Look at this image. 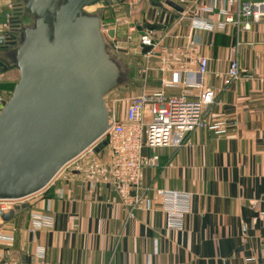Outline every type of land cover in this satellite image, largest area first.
I'll list each match as a JSON object with an SVG mask.
<instances>
[{"label":"crops","instance_id":"1","mask_svg":"<svg viewBox=\"0 0 264 264\" xmlns=\"http://www.w3.org/2000/svg\"><path fill=\"white\" fill-rule=\"evenodd\" d=\"M20 2L0 0V20L9 5ZM109 5L102 8L101 22ZM189 32L186 20L166 25V37L143 53L140 81L132 74L128 98L160 89L161 79L171 74L162 59L176 55L189 71L165 92L195 99L200 89L185 81L212 88L207 119L222 121L224 132L201 127L176 145L144 146L143 153L158 160L142 170L144 199L132 217L108 184L89 180L90 162L104 151L86 158L79 169L32 195L28 207L16 210L10 220L0 218V235L12 238L0 239V264H264V17L249 29L228 25L215 32L195 31L201 40L197 53L208 58L201 76L184 39L174 37ZM236 43L240 76L224 86L218 74L227 70ZM13 70L0 69L4 100ZM125 109L126 104H119L115 116L122 119ZM158 189L190 193L181 229L167 227ZM33 212L51 215L52 226L31 231Z\"/></svg>","mask_w":264,"mask_h":264},{"label":"water","instance_id":"2","mask_svg":"<svg viewBox=\"0 0 264 264\" xmlns=\"http://www.w3.org/2000/svg\"><path fill=\"white\" fill-rule=\"evenodd\" d=\"M108 1L21 0L25 19L17 38L0 42V69L18 72L0 108V200L41 191L110 127L107 98L132 85L133 65L102 32ZM93 5L98 8L89 11ZM150 5L162 8L161 0ZM105 144L102 139L95 150ZM26 207L0 211V218L8 221Z\"/></svg>","mask_w":264,"mask_h":264},{"label":"built area","instance_id":"3","mask_svg":"<svg viewBox=\"0 0 264 264\" xmlns=\"http://www.w3.org/2000/svg\"><path fill=\"white\" fill-rule=\"evenodd\" d=\"M169 2L182 7V11L174 9ZM161 3V10L151 6V9L160 12V14L163 11L164 15L162 19L159 18L158 13L153 12L150 15L152 21L147 26V32L140 37L141 50L144 46L149 47L147 51L142 50L144 54L149 53L156 42L154 39L155 31L165 29L169 23L179 25L186 20L190 32L187 35L176 33L174 37L184 39L200 76L207 72L208 58L197 53L201 40L195 31L215 32L226 28L228 25H233L237 29H249L252 22H257L264 17V0H161ZM9 7V13H6L0 20V42L13 40L14 34L12 32L15 28H19L20 31L21 22L19 15H16L15 12L18 13L19 10L17 9L23 11V5L22 3L19 6L11 4ZM215 15L219 18H214ZM170 16H173L172 21H169ZM101 29L115 49H124L125 53L127 52L130 36L123 35L116 39H109L102 23ZM166 35L167 33L164 34V37ZM238 44L236 43L232 48V58L227 70L218 74L224 86H228L240 76L237 58ZM175 56H164L162 59L165 69L168 64L171 66L168 65L171 72L170 78L163 77L161 79L162 87L151 92L143 91L130 97L122 119L117 118L115 109L111 108L113 112L112 123L103 137L85 149L79 156L66 163L51 182L64 179L73 170L79 169L86 158L95 159L98 152L104 151L102 157H97L98 161L90 162L92 173L89 180L93 183L108 184L126 207L128 216L132 217L134 210L139 208L144 199L141 190L142 170L146 166L156 165L158 160L156 155L144 154V146L156 148L176 145L188 133L201 127H207L215 133L224 132L225 126L222 121L211 122L207 119L210 105L214 102L212 88L203 87L200 82L189 83L185 81L187 87L200 89V94L195 99H188L184 94L168 95L165 92L166 87H174L180 83L181 73L189 71L185 62L175 58ZM3 101L4 98L0 96V106H2ZM102 139L106 141V144L96 151L95 147ZM157 193L163 198L167 227L181 229L184 215L189 210L190 193L166 189H158ZM31 196L23 199L0 200V211L8 212L28 201ZM52 224L51 215L43 212L31 213V231L44 226L50 227ZM0 239L11 240L12 238L0 235ZM37 251L38 254H41L43 248L38 247ZM262 255L264 257V239Z\"/></svg>","mask_w":264,"mask_h":264},{"label":"rangeland","instance_id":"4","mask_svg":"<svg viewBox=\"0 0 264 264\" xmlns=\"http://www.w3.org/2000/svg\"><path fill=\"white\" fill-rule=\"evenodd\" d=\"M108 16L101 22L104 25L106 34L109 39H116L123 35L130 36L127 52L122 53V57L130 60L133 65V76L136 81H140L141 65L144 64L145 56L140 48V37L147 32V26L151 23L150 16V0H109ZM98 6L93 5L88 8L89 11H94ZM173 31V30H172ZM165 34V29L154 32V39L161 41ZM170 33L168 34V36ZM13 75L10 80L6 81L7 92L10 95L15 82L18 79V73L13 70ZM130 88L112 92L107 102L111 108L118 107L119 104L128 103Z\"/></svg>","mask_w":264,"mask_h":264},{"label":"trees","instance_id":"5","mask_svg":"<svg viewBox=\"0 0 264 264\" xmlns=\"http://www.w3.org/2000/svg\"><path fill=\"white\" fill-rule=\"evenodd\" d=\"M19 5H21V2L19 4H17V6H19ZM17 10H19L18 13H17V11L15 13H16V15H19V20H20V22H22L25 19L24 13L21 9H17ZM18 32H19V28H15L14 31L12 32L14 34L12 36L13 40H15L17 38Z\"/></svg>","mask_w":264,"mask_h":264},{"label":"flooded vegetation","instance_id":"6","mask_svg":"<svg viewBox=\"0 0 264 264\" xmlns=\"http://www.w3.org/2000/svg\"><path fill=\"white\" fill-rule=\"evenodd\" d=\"M153 12L158 13V11H154L153 9H151V11H150V15H151ZM158 14L160 15V12H159Z\"/></svg>","mask_w":264,"mask_h":264}]
</instances>
